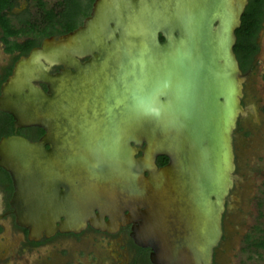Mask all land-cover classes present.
Masks as SVG:
<instances>
[{"label":"water","instance_id":"obj_1","mask_svg":"<svg viewBox=\"0 0 264 264\" xmlns=\"http://www.w3.org/2000/svg\"><path fill=\"white\" fill-rule=\"evenodd\" d=\"M248 3L95 0L20 58L0 109L44 134L1 139L0 167L31 240L136 223L155 264H212L242 181L234 132L256 113L234 51Z\"/></svg>","mask_w":264,"mask_h":264},{"label":"flooded vegetation","instance_id":"obj_2","mask_svg":"<svg viewBox=\"0 0 264 264\" xmlns=\"http://www.w3.org/2000/svg\"><path fill=\"white\" fill-rule=\"evenodd\" d=\"M60 1L55 0L53 3L47 5L50 7H58ZM79 3L80 9L82 11L77 16V25L76 28L83 24L84 20L90 15L92 10V5L95 0H74ZM17 0V6L14 7L10 16L13 24L22 23L21 16L30 14L33 16L36 14V6L32 4L31 0ZM31 9H35L34 12ZM62 9V8H58ZM60 11V10H59ZM45 24L43 25V27ZM74 28V29H76ZM73 29V30H74ZM72 30V31H73ZM71 32V31H70ZM69 33V32H68ZM67 34V33H64ZM64 34H52L49 37H60ZM260 36V35H259ZM27 37L18 36V37H9L10 41H16L18 43H23ZM44 37L41 42L45 39ZM48 38V37H47ZM39 43V45L41 44ZM0 43L2 46V51L0 54V97L2 96V87L7 82V80L13 75V70L17 62L22 57H26L32 48L27 54H22L19 50L9 52L6 48L5 43L2 41L0 36ZM38 45V46H39ZM258 45L260 46V41L258 38ZM36 47V46H35ZM34 48V47H33ZM261 49V47H260ZM259 54V53H258ZM258 56V55H257ZM86 58L81 59L85 61ZM257 60V57L255 61ZM255 65V62H254ZM253 65V67H254ZM62 66H54L50 72H58ZM248 72V71H247ZM246 72V75H247ZM35 85L42 88L44 91H47L45 84L40 82H34ZM245 99V83H244V97L242 99L243 105L247 106ZM242 117H240L241 119ZM239 119V120H240ZM238 126V125H237ZM238 128V127H237ZM236 128V129H237ZM36 127H19L16 125L14 117L0 109V140L3 138L11 136H21L27 138L30 141H38L44 134V131L41 135L38 136ZM237 131V130H236ZM235 134V132H234ZM235 141V139H234ZM235 148V143H234ZM236 152V148H235ZM157 158V165L158 160ZM161 159V158H160ZM168 160L163 164L165 165ZM161 165V166H163ZM14 184L11 179L10 174L0 167V264H31L34 258L43 259L44 251H48L50 245H53L57 240L61 239H73L82 242L83 245L88 246L89 255L91 256L93 264H155L151 260L152 250L147 247L139 246L135 243L132 233L133 226L136 223H128L121 225L115 232L110 233L107 231H100L93 229L90 226H87L80 233H56L50 238H42L40 241H34L29 238V230L25 227H22L17 222L16 210L13 207V195H14ZM229 208L226 209L223 215V235L226 226V213ZM223 238V236H222ZM222 241V239H221ZM221 241L218 246L214 248L213 261L212 264H217L218 260V251L221 247ZM58 246H54V249H57ZM65 248V247H64ZM68 249V248H67ZM59 252L58 250H54ZM52 252V251H51ZM65 255H68L69 252L64 249ZM85 254V253H84ZM49 261L54 260V256H48ZM42 260V261H46ZM42 264V263H40ZM46 264V262L44 263Z\"/></svg>","mask_w":264,"mask_h":264},{"label":"rangeland","instance_id":"obj_3","mask_svg":"<svg viewBox=\"0 0 264 264\" xmlns=\"http://www.w3.org/2000/svg\"><path fill=\"white\" fill-rule=\"evenodd\" d=\"M46 1L51 4L55 0ZM259 41L261 49L257 60L246 75L244 99L246 104L255 107L256 113L255 116L249 113L242 117L235 130L236 173L242 181L231 190L237 200L230 201L233 206L226 213L217 264H264V249L251 245L259 236L260 229H264V31L260 33ZM1 51L0 43V54ZM54 246H58L54 250L59 252L53 250ZM88 246L73 239L57 240L48 251H44L45 258L36 257L31 264H93L85 249H89ZM64 247L68 255H65ZM51 255L55 259L49 261L47 258Z\"/></svg>","mask_w":264,"mask_h":264},{"label":"trees","instance_id":"obj_4","mask_svg":"<svg viewBox=\"0 0 264 264\" xmlns=\"http://www.w3.org/2000/svg\"><path fill=\"white\" fill-rule=\"evenodd\" d=\"M31 1L38 8L36 14L33 15L35 18L28 13L26 17H20L22 23L18 25L12 23L10 16L11 10L17 6V0H0V36L9 52L19 50L22 54H27L31 48L37 47L44 37L68 33L76 28L77 16L82 11L79 3L74 0H63L56 8L48 6L45 0ZM262 31H264V0H249L241 18V26L236 30L237 41L234 46L243 73L253 68L260 52L258 38ZM12 36L27 38L23 43H18L9 40ZM161 40H163L162 37ZM262 111L264 113V106ZM36 133L39 136L43 131L37 129ZM158 160V165L161 166L167 158L159 157ZM251 245L256 249H264V229H260L259 236L253 240Z\"/></svg>","mask_w":264,"mask_h":264},{"label":"bare ground","instance_id":"obj_5","mask_svg":"<svg viewBox=\"0 0 264 264\" xmlns=\"http://www.w3.org/2000/svg\"><path fill=\"white\" fill-rule=\"evenodd\" d=\"M2 98V97H1ZM6 102H2V100H0V107H6ZM137 229V228H136ZM154 259L156 260V257H154Z\"/></svg>","mask_w":264,"mask_h":264}]
</instances>
